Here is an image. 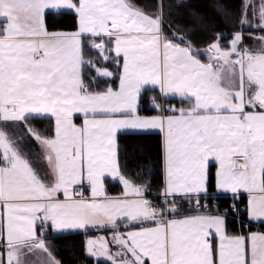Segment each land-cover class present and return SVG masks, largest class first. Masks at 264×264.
I'll return each mask as SVG.
<instances>
[{
	"label": "snow or ice",
	"instance_id": "1",
	"mask_svg": "<svg viewBox=\"0 0 264 264\" xmlns=\"http://www.w3.org/2000/svg\"><path fill=\"white\" fill-rule=\"evenodd\" d=\"M63 17L72 31L50 28ZM151 133L157 158L121 144ZM254 223L264 0H0V264H62L44 235L89 228L112 232L87 241L104 264H264Z\"/></svg>",
	"mask_w": 264,
	"mask_h": 264
},
{
	"label": "trees",
	"instance_id": "2",
	"mask_svg": "<svg viewBox=\"0 0 264 264\" xmlns=\"http://www.w3.org/2000/svg\"><path fill=\"white\" fill-rule=\"evenodd\" d=\"M174 1V0H173ZM138 2L147 6L149 3H156V0H138ZM55 26L56 30L72 31L74 28L72 17H63L56 18L49 22L50 28ZM195 39L197 42H202L204 45L211 40L210 36L200 35ZM228 40L223 41L225 45L228 44ZM247 44H251V41H246ZM149 95H158L157 92H151ZM174 102L177 105L183 106L178 100ZM31 125L37 127L45 135L51 136L54 135V127L52 120H43V121H31ZM160 141L161 137L157 133H151L147 135H140L136 137H122L121 144H135L141 150L142 155H148L151 158H157L160 152ZM132 165L130 164V168ZM159 183V181H157ZM106 189L110 193L119 194L122 192V187L119 183L116 182H106ZM256 227L264 230V225H255L252 224L245 230H253ZM239 230V228L235 229ZM96 232H65L60 234H52L49 237L45 238V241L50 245V250L53 252V255L61 260L62 264H97L99 261L100 264H104V261L96 260L95 258L90 257L86 253V240L87 237L95 235Z\"/></svg>",
	"mask_w": 264,
	"mask_h": 264
},
{
	"label": "crops",
	"instance_id": "3",
	"mask_svg": "<svg viewBox=\"0 0 264 264\" xmlns=\"http://www.w3.org/2000/svg\"><path fill=\"white\" fill-rule=\"evenodd\" d=\"M195 39H197V38H195ZM194 42H195L197 45H199L200 49H202V50L204 49L205 45H204L202 42H197L196 40H195ZM199 58L201 59L202 62H205V63L207 62V61L205 60L204 56H200ZM112 70L115 71V69H112ZM174 101H175V100L169 101V104H170L171 106H173L174 108L187 107V104H183V106H180V105H177V103L174 102ZM76 123H77V124H80V123H82V121L79 120V119H77V120H76ZM30 142H31L32 145L38 147V151H37L38 154H37V157L41 156V155H42V149H41L40 145H39L34 139H31ZM28 151H29V154L31 155L33 150L29 147ZM42 166H43V165H42ZM120 185H121V184H120ZM121 187H122V185H121ZM107 192H108V190H107ZM122 192H123V188H122ZM122 192L119 193V194H115V193H110V192H108V194H109L110 196L116 197V196L121 195ZM86 194H87V193H86ZM254 224H255V225H259V223H254ZM126 230H127V229L122 225V226H121V231H126ZM50 231L52 232V234H60V233L74 232V231L96 232L95 235H91V236L87 237V240H86V247H87V241L90 240V239H97V238L103 237L104 239L110 241L111 238H112V232H111L110 230H108V229H100V228H95V229H94V228H89V229H87V230H64V231H62V232H58V231H55V230H53V229H50ZM248 231H264V230H262V229L256 227L255 229H253V230H248ZM110 247H112L113 250H115L114 246L110 245ZM87 255H88V254H87ZM41 258H43V257L41 256ZM95 259H96V260H100V261H106V258H95Z\"/></svg>",
	"mask_w": 264,
	"mask_h": 264
},
{
	"label": "rangeland",
	"instance_id": "4",
	"mask_svg": "<svg viewBox=\"0 0 264 264\" xmlns=\"http://www.w3.org/2000/svg\"><path fill=\"white\" fill-rule=\"evenodd\" d=\"M167 3L171 4V3H174V1L173 0H167ZM153 5H155V3H149V4H147V7H151ZM141 6H143V5H141ZM249 45L251 46V44H249ZM201 51H203V50L201 49ZM19 134L20 135H25L24 132H23V127L22 126L19 129ZM31 139L32 138L25 136V139H24L23 143H24V145H25V147H26L27 150L29 149V147L33 150L31 156L33 158H36L37 157V154H38L37 153L38 147H36V146H34V145L31 144V142H30Z\"/></svg>",
	"mask_w": 264,
	"mask_h": 264
},
{
	"label": "built area",
	"instance_id": "5",
	"mask_svg": "<svg viewBox=\"0 0 264 264\" xmlns=\"http://www.w3.org/2000/svg\"><path fill=\"white\" fill-rule=\"evenodd\" d=\"M154 195H158V193H154ZM184 214H193L191 212H185ZM51 234H50V231L48 230L47 233L44 235V237H49Z\"/></svg>",
	"mask_w": 264,
	"mask_h": 264
}]
</instances>
